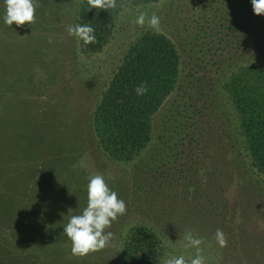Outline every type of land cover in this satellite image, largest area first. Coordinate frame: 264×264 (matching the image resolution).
I'll return each instance as SVG.
<instances>
[{
    "label": "trees",
    "instance_id": "obj_1",
    "mask_svg": "<svg viewBox=\"0 0 264 264\" xmlns=\"http://www.w3.org/2000/svg\"><path fill=\"white\" fill-rule=\"evenodd\" d=\"M159 1L89 11L86 0H36L35 22L9 27L0 0V264H156L167 254L190 264L186 231L202 239L206 264H264V16L251 0H168L157 14L167 29H115L120 14ZM69 24L94 29L92 51L128 34L107 75L77 77ZM95 174L127 212L106 229L109 246L75 258L63 228L87 206Z\"/></svg>",
    "mask_w": 264,
    "mask_h": 264
},
{
    "label": "clouds",
    "instance_id": "obj_2",
    "mask_svg": "<svg viewBox=\"0 0 264 264\" xmlns=\"http://www.w3.org/2000/svg\"><path fill=\"white\" fill-rule=\"evenodd\" d=\"M84 2L85 0H81V3ZM86 3L89 11L92 9L108 11L117 7L116 0H86ZM251 3L254 14L264 16V0H251ZM4 4L3 20L7 26L11 27L15 24L18 27H24L35 22L36 8L39 7L36 0H4ZM146 22L154 31H159L160 18L155 13L148 17L147 13L141 12L133 21L134 24L141 27ZM66 31L69 36L75 37L77 42L83 41L84 44H91L96 40L94 29L87 24H69ZM147 91L146 81L135 88V93L138 96L146 95ZM71 211L70 209L69 213ZM126 212V202L109 188L103 175L90 176L87 185V206L81 214L71 215L63 228L62 235L67 236L71 241V256L84 258L109 246L114 234L106 229L111 228L112 223L118 217L125 215ZM183 239L186 248L196 250V255L190 260V264H206L200 248L203 243L202 239L195 237L191 231H186ZM215 240L221 248H226L228 245L222 229L216 230ZM165 264H189V261L180 255L167 259Z\"/></svg>",
    "mask_w": 264,
    "mask_h": 264
},
{
    "label": "rangeland",
    "instance_id": "obj_3",
    "mask_svg": "<svg viewBox=\"0 0 264 264\" xmlns=\"http://www.w3.org/2000/svg\"><path fill=\"white\" fill-rule=\"evenodd\" d=\"M1 1H2V4L5 6L4 0H1ZM167 3H168V0H161L156 4L146 6V7H144V9L142 8V10H135L134 13H132V14L131 13H122L117 17V19L115 21V29L116 28L118 29L119 25H123L126 20L133 22L141 12L147 13L148 17H151V15L154 13L157 15L159 12H161V11L163 12ZM139 9H141V8H139ZM1 21H2V23H4L3 17L1 18ZM145 25H148L147 22L145 23ZM162 26L160 25V27L167 29L164 25H162ZM126 27H128V25H126ZM128 33H132V31H129ZM127 38H128L127 33L125 34V33L121 32V34L120 33L118 34V33H115V31H114V35L112 37L108 38V41L101 47V49L95 50V51L89 50L88 47L86 46V44L83 43V41L76 42V51H75L76 54H75L74 62H75L77 77L88 79V78H91L93 74L98 73V72L104 73L105 75H107V72H104V70H103L104 64L106 63V61L108 59H110V57H112V55H114L115 53H118L119 51L126 48L125 44L128 41ZM76 41H77V39H76ZM101 70H102V72H101ZM43 71H45V70L42 69V72ZM43 76L44 75L42 74V77ZM14 91L18 93V90L15 88H14ZM19 92H20V90H19ZM219 97L221 98V101L223 102L224 107H225V109H226V111L230 117V120L232 122V129L234 131L235 138L238 141V146H239L244 158L246 159V161H249V158H248L247 153H246L247 152V149H246L247 143L245 145V139H244V136L241 134V129L239 127L240 126L239 116H237L235 108L233 107V105H232V103L228 97L227 91L224 88L220 89ZM153 142H154V138H153ZM141 156H142L141 154L139 156H136L133 159V161H131L129 163H119L116 165H120L121 167L129 168V167L133 166L134 163H136L139 160V158H141ZM108 164H110V163H108ZM118 170H119V168L115 167L114 171L116 172ZM0 205H1V203H0ZM131 228H133V226L126 227L123 234H122V237H124L126 239L129 235ZM117 246L121 247L120 243ZM171 257L172 256H170L169 254H167L166 258L160 257L159 261L156 264H165L166 260L171 258Z\"/></svg>",
    "mask_w": 264,
    "mask_h": 264
}]
</instances>
